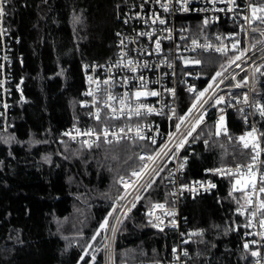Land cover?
<instances>
[{"label":"trees","instance_id":"1","mask_svg":"<svg viewBox=\"0 0 264 264\" xmlns=\"http://www.w3.org/2000/svg\"><path fill=\"white\" fill-rule=\"evenodd\" d=\"M120 1L7 0L5 22L22 63L16 59L12 70L11 126L0 128V264H101L100 225L122 192L118 177L139 166L138 152L149 150L148 143L124 140L87 148L60 133L71 124L91 123L80 106L84 73L87 64L113 56ZM251 3L264 8V0ZM188 20L199 30L195 19ZM198 55L202 72L224 60L211 52ZM20 78L21 93L14 89ZM254 95L264 107L260 86ZM254 120L264 137V115ZM224 128L217 135L216 125L204 126L183 182L202 178L207 166L251 160L250 147L239 139L246 129L242 117L226 116ZM212 179L215 190L181 201L187 226L201 229L190 238L189 264H252L253 251L241 242L245 215L234 213L245 202L243 190L233 189L235 176ZM145 189L120 223L114 264H155L170 256L175 233L154 227L141 212L171 201L163 171ZM260 214L264 219V210Z\"/></svg>","mask_w":264,"mask_h":264},{"label":"built area","instance_id":"2","mask_svg":"<svg viewBox=\"0 0 264 264\" xmlns=\"http://www.w3.org/2000/svg\"><path fill=\"white\" fill-rule=\"evenodd\" d=\"M2 6L0 128L5 131L11 126L12 70L16 59L21 64L22 58L13 52L17 40L5 22L7 2ZM185 7L188 11L183 10ZM251 7V0H234V3L230 0H121L118 3L119 29L114 41L113 56L102 63L87 64L84 73L80 106L91 123L71 124L60 133L63 138L87 148L101 142L124 140L148 143L149 150L138 152L139 166L118 178L122 192L105 218L107 226L102 229L101 264H114L115 238L120 223L159 171H163L169 183L171 201L152 203L141 212L152 225H157L156 228L172 230L175 241L169 258L155 264H189L192 259L190 238L200 234L201 229H190L187 226L186 216L181 212V201L185 197L215 190L216 184L212 177L235 176V184L239 175L235 172L237 165L242 166L241 171L247 173V166L253 163V156L256 157L252 168L257 176L256 191L253 192L251 186L243 189L245 202L236 206L234 213L245 215L241 242L243 247L248 244L245 249L258 253L253 256L252 264H264V228L260 226L263 217L258 208L261 183L258 178L264 175V137L254 120L255 115H261L257 105L263 107L257 104L259 99L254 93L259 86L264 91V25L254 24ZM188 17L199 23V30L193 29L196 24L188 20ZM157 41L159 50L156 48ZM193 41H196L195 45ZM233 44H236L235 48ZM217 48H223L224 51H216ZM209 52L221 54L224 56L223 61L230 58L213 71L202 72L199 64L193 61H199L198 54ZM241 52L243 56L235 59ZM188 58L192 61H187ZM129 61L132 63L129 64ZM218 72L220 76H216ZM213 77H216L215 80ZM22 81L20 78L14 84V89L20 93ZM189 88L194 91H189ZM168 89L174 90V94ZM137 91H155L158 95L137 99L133 95ZM89 92L92 94L88 95ZM200 92H204V96L197 101ZM109 96L113 99L110 100ZM220 98L223 100L217 104ZM141 104L155 111L149 113L141 109V114L135 115L134 110ZM189 109L192 111L189 112ZM201 115L203 121L197 123ZM221 115L224 118L228 115L241 116L246 126L245 133L255 129L253 135L258 146L255 150L252 138H246L250 141L251 160L207 166L203 169L202 178L183 182L193 146L202 139L204 126L208 122L217 126ZM181 117L184 119L181 120ZM105 129L108 131L107 137L103 134ZM89 130H92L91 134L85 135ZM113 133L116 135L113 136ZM181 142L183 146L178 148ZM181 164H184L183 168ZM215 169L224 170V174ZM229 169L232 174H227ZM134 172L140 175L135 176ZM249 198L251 204L247 202ZM156 204L164 207L155 208Z\"/></svg>","mask_w":264,"mask_h":264},{"label":"snow or ice","instance_id":"3","mask_svg":"<svg viewBox=\"0 0 264 264\" xmlns=\"http://www.w3.org/2000/svg\"><path fill=\"white\" fill-rule=\"evenodd\" d=\"M6 2H7V0H0V16H2L3 13H4V9H3V6H2V5H3V3H6ZM185 2H187V0H185ZM230 2L234 3V0H230ZM183 10H184V11H188V9H187L186 7H185ZM251 11H252V19H254V20H261V22H264V17H260V16L257 15V12H258V11H260V12H264V8L257 9L256 7L252 6V7H251ZM77 19H78V18H77ZM160 23L163 24L164 21L161 20ZM204 23L207 24L208 21L205 20ZM249 23H251V21H249ZM193 44L195 45V44H196V41H193ZM159 47H160V45H159V41H157V44H156V48H157V50H159ZM205 47H211V46H210V45H205ZM233 47L235 48V47H236V44H233ZM216 51H224V49H223V48H217ZM243 54H244V53L241 52L240 55H238V56L235 57V59H237V60L240 59L241 56H243ZM193 62H194V63H197V64L200 63V61H198V60L193 61ZM131 63H132V62L129 61V64H131ZM186 63H187V61H186ZM132 70L135 71L134 68H133ZM220 75H221V73H219V72L216 73V76H220ZM215 78H216V77H213V80H215ZM141 80H143V77H141ZM105 83H108V81H105ZM125 83H127V80H125ZM238 86H239V85H237V87H238ZM168 91L173 92V94H174V90H172V89H168ZM189 91H194V89L189 88ZM205 91H207V89H206ZM87 94H88V95H91L92 93L89 92V93H87ZM125 95L127 96V94H125ZM133 95H134L137 99H139L141 96H156V95H158V93L155 92V91H137V92L133 93ZM203 96H204V92H200V93L197 95V101H199V100L201 99V97H203ZM109 99L111 100V99H113V97L109 96ZM222 100H223V98H220L219 100H217V104L221 103ZM245 100H247V97H245ZM121 103H122V105H123L124 101L122 100ZM195 107H196V102L193 103V108H195ZM257 108H258V110L260 111L261 115H264V107H261V106L257 105ZM141 109H146L147 112H149V113L155 111V109H153V108H151V107H149V106H147V105H143V104H141V105H139V106L134 110V111H135V115L139 116V115L141 114ZM191 111H192V109H189V112H191ZM98 118H99V117L97 116V119H98ZM180 119L183 120L184 117H181ZM202 121H203V115H201L200 120H198L197 123H200V122H202ZM223 125H224V117H223V115H221L220 118H219V120L217 121V133H216L217 135H219L220 132H221L222 130L226 132V129L223 127ZM177 128H179V125H177ZM194 128H195V125L193 126V130H194ZM91 131H92V130H89V132H88V133H85V135H90V134H91ZM121 131H123V130H121ZM254 132H255V129H253L252 132L245 133L244 136H241V137L239 138L240 141L243 143V147H244V148H248V147H249V144H250V141H249V140H246L245 137H251V138H252V139H251V143H252L253 150H255V149L258 147V146L255 144V137H254V135H253ZM65 134H66V135H69V133H65ZM103 134H104L105 137H107V135H108V131H107V129L104 130V133H103ZM112 135L115 136L116 134L113 133ZM137 135H139V130H137ZM189 135H191V132H189ZM142 138H143V137L141 136V139H142ZM85 143H87V142H85ZM153 143H155V141H153ZM206 143H207V142H206ZM182 146H183V142H181V144L178 145V148H179V147H182ZM257 155H259V152H257ZM150 159H151V157H150ZM252 159H253V163H252V164H249V165L247 166V168H248L247 173L242 172V171H241V167H242V166L237 165V167H236V169H235V172L238 173L239 175H238V178H237V180H236V183L233 185V189H234V190H243V189H245V188L251 186L253 192L256 191L257 176H256V174L252 171V168H253V166H254V164H255L256 157L253 156ZM186 161H187V157H185V163H186ZM180 167L183 168V167H184V164H181ZM214 171L219 172V173H221V174H224V170H222V169H215ZM227 174H232V170H231V169L227 170ZM133 175H135V176H139L140 173H136V172H134ZM258 179H259V181H260L262 184H264V175H260ZM237 186H239V188H238ZM149 187H150V185H149ZM211 187H215V185H211ZM146 190H147V189H145V191H146ZM259 192L264 193V186H261V187L259 188ZM230 195H231V193H230ZM245 195L247 196L248 194L245 193ZM137 199H139V197H137ZM247 202H248L249 204H251V203H252V200L249 198ZM134 206H135V205H133V207H134ZM154 207H155V208H163L164 205H162V204H156V205H154ZM258 208H259L260 210H264V200H260V201L258 202ZM129 211H130V209H129ZM151 214H152V213L150 212L149 215H151ZM172 214H173V213H169V215H172ZM125 215H126V214H125ZM253 215H255V214H253ZM106 226H107V221H105L104 223H102V224L100 225V228L103 229V228H105ZM153 226L156 227L157 225L154 224ZM260 226H261L262 228H264V219H262V220L260 221ZM161 230H162V229H161ZM113 231H115V228L113 229ZM262 235H264V233H262ZM93 239H95V237H93ZM244 247L247 248V247H248V244H245ZM174 251H175V250H174ZM185 255H187V253H185ZM252 255H253V256H256V255H258V253L255 252V251H253V252H252ZM83 259H84V258L81 257V260H83ZM93 259H95V257H93Z\"/></svg>","mask_w":264,"mask_h":264},{"label":"rangeland","instance_id":"4","mask_svg":"<svg viewBox=\"0 0 264 264\" xmlns=\"http://www.w3.org/2000/svg\"><path fill=\"white\" fill-rule=\"evenodd\" d=\"M264 7V6H263ZM227 57V56H226ZM230 58V57H229ZM228 57H227V60L229 59ZM227 60H225V61H221V60H219V62H218V66H221V65H223L225 62H227ZM187 61H192V59L191 58H188L187 59ZM200 61V60H199ZM200 64V63H199ZM223 127H224V125H223ZM247 137H245V139H246ZM120 177V176H119ZM118 177V178H119ZM101 229V228H100ZM101 231H102V229H101Z\"/></svg>","mask_w":264,"mask_h":264}]
</instances>
